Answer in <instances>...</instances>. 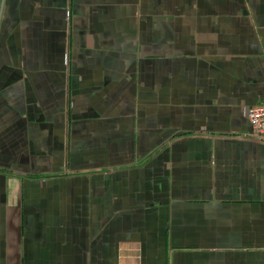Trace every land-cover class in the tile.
<instances>
[{
  "label": "crops",
  "instance_id": "0c3cea01",
  "mask_svg": "<svg viewBox=\"0 0 264 264\" xmlns=\"http://www.w3.org/2000/svg\"><path fill=\"white\" fill-rule=\"evenodd\" d=\"M264 0H0V264H264Z\"/></svg>",
  "mask_w": 264,
  "mask_h": 264
},
{
  "label": "built area",
  "instance_id": "2783aa9c",
  "mask_svg": "<svg viewBox=\"0 0 264 264\" xmlns=\"http://www.w3.org/2000/svg\"><path fill=\"white\" fill-rule=\"evenodd\" d=\"M244 115L251 126L250 137L264 143V105L249 107L244 111Z\"/></svg>",
  "mask_w": 264,
  "mask_h": 264
}]
</instances>
